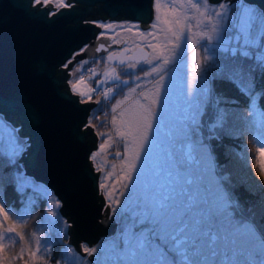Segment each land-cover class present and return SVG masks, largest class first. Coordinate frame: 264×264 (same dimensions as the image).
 Listing matches in <instances>:
<instances>
[{
	"label": "snow or ice",
	"instance_id": "6c2138e0",
	"mask_svg": "<svg viewBox=\"0 0 264 264\" xmlns=\"http://www.w3.org/2000/svg\"><path fill=\"white\" fill-rule=\"evenodd\" d=\"M49 2L50 0H26L21 6L23 14L29 17L35 16ZM64 6L72 7L73 5H65L64 0L57 5V7ZM172 6L175 11L174 0ZM189 6L211 25L210 30L194 32L192 24L187 22L193 18L188 16L181 18L179 15L164 22L168 26L160 29L162 35L153 31L140 30L139 23L122 22L115 25L129 32L136 30L145 38L147 46L152 49L151 58H143V63L149 65L150 69L140 67L139 71L145 78L153 77L147 82L154 85L155 98L148 103L142 118L133 115L128 121L129 131L132 126L138 125L135 135H139V128L143 129L135 159H141V152H144L145 156L150 154L152 145L149 141V133L153 132L152 120L159 121V125L163 121L168 161L173 159V149L176 151L186 149L184 156L190 162L194 159L193 151L199 153V157L196 161L195 179L189 178L183 184L181 183L182 173L176 164H172L171 168L176 169L175 173L170 169L167 170L166 183L159 184L165 192L163 195L157 193L152 203H142L138 199L133 200L129 197L125 199L123 207L118 208L116 205H120L121 201L115 196L116 181H113L111 187L107 183L112 173L102 178L97 177L100 181L98 189L104 192V210L109 213V219L115 220L117 216L131 213V223L125 221L122 232L115 237L107 249L115 259H109L106 264H177L171 258L172 255L181 256L187 260L189 254L200 255L202 249L207 247L215 256L218 244L223 249L232 251L233 264H235L236 255L250 257L255 253L264 257V232L258 233L261 239L257 243L254 219H235V208L229 199V197H235L237 201L239 200V197H236V188H244L250 196L255 195L247 187L249 179L255 181L248 167L247 147L244 146L242 151L238 152L236 149L239 145L225 144L226 140L242 142L245 132H250L258 145L257 160L261 161L260 168L264 173V0H260L259 3L255 0L247 3L245 0H196L194 3L189 0ZM156 7L158 10V0ZM201 7L204 11H201ZM133 12L136 21L143 19L142 10L133 8ZM43 14L54 16L56 13ZM93 23L103 28L105 32L114 27L112 23L100 24L95 21ZM158 23L157 16L156 22L152 23L150 28L156 29ZM200 23L201 21L197 20L196 26L199 27ZM230 30H235V35L226 38L224 33ZM105 32L100 33L98 39L104 36ZM153 40L156 42L153 43ZM200 41H206L201 45L204 56L200 67H193L192 78L185 82L180 96L175 99L168 96L166 103V94L169 93L170 84L175 80L177 65L186 59L189 47L195 50L196 57L199 56L200 49L197 45ZM113 43L118 44L120 41H113ZM110 46L100 44L96 47V51L107 52ZM88 47L85 45L59 65L61 71L66 74L64 83L67 91L64 95L68 99L75 97L73 102L78 104H87L92 101V92L99 91L109 80L115 85L117 92L130 86L129 80L121 79V75L116 74L115 69H112L111 75L105 72L103 80H95V88L82 87L86 84L84 75L73 80L74 72L78 71L77 65L83 67L89 64L87 59L76 60V57L86 52ZM114 57L115 53H108L107 59L112 60ZM126 59L129 61L127 64L129 70L123 75L133 78L131 83L135 84V87L130 90L135 93L137 88L143 86L141 76L133 71L141 61L133 62L131 57ZM156 61L158 63H155ZM124 62L122 59L119 60L121 64ZM89 71L94 78L95 69L89 66ZM35 72L38 76H43L47 68L43 64H37ZM217 83L234 87L245 97L249 111L245 113L239 109L236 106L238 102L234 98L217 89ZM161 89H164L163 97ZM113 92V86L107 87L104 92L105 98L107 99ZM137 95L145 100L148 99L144 92ZM125 99L128 97L126 96ZM121 103L119 100L116 101L117 106ZM136 103L139 104V100ZM155 105L159 106V112L155 110ZM116 110V107L112 108L113 113ZM17 113L20 116L19 121L12 118ZM119 116L123 118L125 112L121 111ZM93 119V116H89L77 125V132L87 133L90 129L95 130L97 125L93 123ZM42 120L43 114L33 103L29 94L21 91L6 93L3 88H0V213H3L5 220L11 212L18 221H24L26 215L34 211L33 206L38 200H43L57 210L63 207V201L47 185L36 181L28 174L24 163L36 146V139L28 129L39 128ZM116 123L117 115H113L112 124L115 126ZM58 127L59 122L51 119L48 132L55 135ZM98 135L103 136L104 133H98ZM117 135L124 142L125 152H127L129 145L133 144L132 140L127 139L128 132H118ZM154 135H157V131ZM110 139L111 137H108L99 145V148L105 149ZM145 145L148 146L147 149ZM217 147L224 149L223 155L226 160L235 157L237 161H240L242 166L248 169L247 173L240 174L237 180L233 181L230 172H218V169L225 168L226 165L219 164ZM97 155L96 151L90 152L88 162L91 163ZM115 156L119 157L120 152L117 151ZM147 163L148 161L145 162V166ZM9 168L11 171H8ZM135 170L136 164L133 162L131 171ZM92 171L100 172L102 169L97 168ZM159 174L160 169H157L155 175L159 176ZM137 175L141 176L142 172H138ZM125 179L138 183L133 181L131 172L126 177L123 175L118 177V180ZM206 180H209V183H206ZM255 182L259 184V181ZM9 186L16 193L22 205L21 210H16L15 202H13L9 205L8 212L4 211L5 204L9 203L4 193ZM123 187L127 189V183L123 184ZM120 195L124 193L121 192ZM218 198L223 199L226 204L222 214L216 207ZM261 211H264V202L261 204ZM50 215L57 217V236L60 237L62 233V240H70L72 223L59 211ZM213 228L218 229V234H213ZM13 232V228H8L6 233L0 234V240L10 239L9 234ZM48 247L47 239H45L42 242L41 254H46ZM68 247L71 248V245ZM80 249L82 253L88 255L97 253V248L89 247L87 241L81 242ZM93 264H100V262L94 261ZM246 264L249 262L246 261ZM261 264H264V260Z\"/></svg>",
	"mask_w": 264,
	"mask_h": 264
},
{
	"label": "water",
	"instance_id": "95a60500",
	"mask_svg": "<svg viewBox=\"0 0 264 264\" xmlns=\"http://www.w3.org/2000/svg\"><path fill=\"white\" fill-rule=\"evenodd\" d=\"M64 1H71L73 6L60 7L54 16H45L43 13L54 9L49 3L29 17L21 7L26 0H0V88L6 93L26 92L41 110L43 120L39 128L28 129L36 146L25 159V167L30 176L47 185L63 201L58 211L72 223L67 243L85 257L81 242L87 241L92 247L100 237L113 235L115 222L107 219L101 190L98 193V172L92 171L87 159L96 147V134L91 129L87 133L77 132V125L88 117L96 102L78 104L73 102L75 97L68 99L64 95L66 74L59 65L82 45H88V50L76 60L94 58L104 52H97L96 47L113 38L102 36L95 40L99 26L84 20L126 19L146 28L152 19L153 0ZM133 8L143 11L142 20L136 21ZM124 43L123 40L121 44ZM120 45L112 43L110 47ZM37 64L46 66L43 76L35 72ZM12 118L19 121L20 116L17 113ZM51 119L59 122L55 135L48 132Z\"/></svg>",
	"mask_w": 264,
	"mask_h": 264
},
{
	"label": "flooded vegetation",
	"instance_id": "af4514ba",
	"mask_svg": "<svg viewBox=\"0 0 264 264\" xmlns=\"http://www.w3.org/2000/svg\"><path fill=\"white\" fill-rule=\"evenodd\" d=\"M64 4L70 5L71 2L65 3L64 1ZM58 8L60 7H54V9L50 10L49 12H54ZM84 21L90 22L92 24H94L93 22L95 21V22H99L100 24L112 23L114 25L113 29L110 31L105 32L103 28L99 27V30L95 32V36H94L95 40L102 32H105L104 36L106 37H113L108 42H106L105 45H111L113 41H120V43L118 44L114 43L116 45H120L123 40L125 41L124 44H121L118 47L112 46L107 49V52L104 51L102 54H99L94 58L87 59L93 61L90 62L91 68H93V66L98 67V69H100L104 73L107 72L110 75L112 74V69H115L116 74L123 75L125 71L129 70L127 68V64L129 61L126 58L131 57L133 62H135L136 60L141 61V63L133 71H136L141 76L142 78L141 83L143 85L141 88H137L136 92L134 93L130 90L131 88L135 87V84L131 83L133 78L127 76H121V79L129 80L130 87H125L119 92H117L115 85H113L112 82H110L108 86H105L104 88H101L99 90L101 92L100 96L97 97L92 96V101L96 102V104L93 105V107L96 109L101 108L100 113H103L102 115L99 113L97 117L99 120L98 122L103 121L102 117L105 116L107 112H111L112 116L117 115V123L115 126L112 124L113 134H114L113 140L111 133L109 131L107 133L103 132L104 133L103 136L96 135L97 138L96 147L92 151L98 152V155L91 162V166L93 169H97V168L102 169V171L98 172L97 177L99 176L102 178L104 175L108 173H112V176L109 178L107 183L109 187H111L113 181H116L115 196L116 198H119V200L121 201V204L116 205V207L118 208L123 207L125 199L129 197L133 200L138 199L142 203L143 202L152 203L153 197L157 196V193L163 195L165 192V189L160 188L159 184L166 183L167 170L170 169L173 171V173H175L176 169H172L171 165L176 164L178 166L180 172L182 173L181 183L183 184L184 181L189 178L195 179L194 173L197 169L196 161L198 160L199 156L195 151H193L192 155L194 159L193 161L190 162L184 156V151H186V149H182L180 151H176L175 149H173L174 151L173 159L171 161H168L167 153H166L167 138L164 131L163 121H161L159 125V121L152 120L153 132L149 133V141L152 145L150 149V154L149 156H145V153L141 152L140 153L141 159L140 160L135 159L136 152L139 150L140 138L143 135V129L139 128V135H135L138 131V125L132 126L131 131H129L128 121L130 118L133 117V115H135L138 118H142L148 103L155 98L154 91H144L148 86L151 85V83L146 82V80L150 81L153 79V77L145 78L144 74L139 71L140 67H144L146 70L150 69L149 65L143 63L144 57L151 58L150 52L142 44L135 43L131 38V36L129 35L130 32L127 31L125 28H120L115 26L119 23L128 22L130 20H126V19L108 20L107 18L101 20L100 18H97V19H87ZM94 25L97 26L96 24ZM148 25L149 26L146 28L150 27L151 22H149ZM146 28H141V29H146ZM137 45L140 46L138 47ZM84 46L85 45H82L78 50H80ZM78 50H75L73 53H75ZM108 53H115V57L112 60L116 61V63L110 62L107 59ZM121 59L125 61L124 64L118 63L119 60ZM83 60H79V61H83ZM155 63H158V61H156ZM197 66H198L197 63L193 60H191L189 63L186 60H182L180 64L177 65L175 69V75H176L175 80L172 84H170L169 93L166 94V103L168 102L167 99L168 96H172L173 99L178 98L180 96V93L185 85V82L191 80L192 78L193 67H197ZM87 71L89 72V67L83 69L81 72L84 73ZM180 74H182V77L178 78V75ZM102 75L104 76L103 73ZM100 78L102 77L99 76L98 78H95V80H99ZM95 80L92 84V87L94 88L96 87ZM109 86H113L114 92L110 93L108 98L106 99L104 96V92L106 88ZM140 92H144V94L148 97V99L145 100L142 97H139L137 93ZM164 94H165L164 89H161V96L163 97ZM126 96L128 97V99H125ZM117 100L122 102L119 106H117L116 104ZM137 100H139V104L136 103ZM97 101H99V103H97ZM141 105H143V107H141ZM113 107H116L117 109L115 113L112 112ZM154 108L157 112H159L158 105H155ZM121 111L125 112V116L123 118L119 116V113ZM149 119L151 118L149 117ZM156 131H157V135L155 136L154 133ZM118 132H128L127 139L133 141V144L129 145L127 152H125L124 142L117 135ZM108 137H111L110 140H112L114 145H116L115 153L117 151L120 152V156L119 157L116 156L115 161L111 160L107 152H103V150L99 148V145L101 143H104L105 140L108 139ZM99 138H102L101 142H99ZM117 142L121 144L118 145ZM108 144H110L109 140H108ZM145 148L147 149L148 146L145 145ZM146 161H148V163L145 166ZM133 162H135L136 164L135 171H131V164ZM157 169H160L159 176L155 175ZM129 172H131L133 181H138V183H133L132 181H128L127 179L118 180L119 176L123 175L126 177ZM138 172H142V175L138 176L137 175ZM209 180H206L205 182L209 183ZM153 181H156V183H153ZM99 182L100 181L97 179V185L99 184ZM125 183H127L128 185L127 189L123 187V184ZM187 187L191 188V186H187ZM121 192H123L124 195H120ZM98 193H100L99 189H98ZM101 196L103 199V208H104L105 196L103 190H101ZM136 210L138 211L139 209L137 208ZM234 218L237 219L236 217ZM107 219H109V213L107 214ZM125 221H127V223H131V213H124L121 216H117L116 219L113 220V222H115L114 234L108 237H100L97 243L92 247L97 248L105 243L111 244L112 241L115 239V237L122 232ZM212 232L213 234H218V229L213 228ZM104 255L107 256V254L105 253ZM108 258L115 259V257L111 256V254H109ZM171 258L175 260L177 264H233L232 251L230 249L229 250L223 249L222 247H220L219 244L217 245V254L215 256L211 254V249L205 247L202 249L200 255L192 256L191 254H189L187 260H185L184 257L176 256V255H172ZM83 259L85 260V262L86 260L89 261L90 264H93V261H99L100 264H103V260H102L103 257L99 253L98 249H97V253L92 255L87 254ZM234 260H235V264H246V261L249 262V264H261V261L263 259L262 256L254 253L250 257L245 255H236L234 257Z\"/></svg>",
	"mask_w": 264,
	"mask_h": 264
},
{
	"label": "trees",
	"instance_id": "16d2710c",
	"mask_svg": "<svg viewBox=\"0 0 264 264\" xmlns=\"http://www.w3.org/2000/svg\"><path fill=\"white\" fill-rule=\"evenodd\" d=\"M232 31L234 30L227 31L225 33L228 34V32ZM217 55L220 54L217 53ZM217 89L224 91L227 96L234 98L238 102L236 106L239 109H241L245 113L249 111V107L246 103L245 97L242 96L234 87H232L231 85H222L217 83ZM100 110L101 108L96 109L92 107V109L89 111L88 117H95L100 113ZM102 120L103 121L98 122L95 118L93 119V123L97 125V128L94 130V132L96 133V135H98V133H107L109 131L113 140L114 134L112 126V113L107 112V114L102 117ZM101 139L102 138H99V142H101ZM112 140H109L110 147L108 148V150L114 153V155H110V158L112 161H115L116 145H114ZM225 144L239 145V147L236 149L238 152L242 151L244 146L247 147L249 154L248 167L250 168L251 176L255 177V181H259V184H257L255 181H252L251 179H249L248 181L247 187H249L250 190L255 193V195L250 196L244 188H236V197H239V200L237 201L235 197H229L235 208V217L239 220H248L250 218L254 219V228L257 230V233L264 232V211H261V204L262 202H264V189H262V186H264V173L261 172V161L257 160L258 145L255 143L254 137L250 132H245L242 142L239 140H226ZM216 151L219 156V164L226 165L225 168L218 169V172H230L232 174L233 181H236L237 177L240 174L247 173L248 169H245L242 166L241 162L237 161L235 157H231L227 160L225 159L223 155L224 149L222 147H217ZM8 171H11V169L9 168ZM4 196L9 202L4 206L5 212H8L9 205L13 202H15L16 210L22 209V205L19 203L18 197L11 186L7 188ZM33 207L34 211H30L22 222L18 221L15 215H13L11 212H9L7 220L4 219L3 213H0V230H4L7 226H10L13 227L20 235L19 239L2 248L4 260H9L13 255L24 251V249H31V246L33 244V233L35 231H38V227L39 231H42L47 204L43 200H38ZM63 246V242L59 239L53 238L50 241L49 255L47 257L49 264H57L62 261ZM15 261V264H19V259H16ZM86 264H90V262L86 260Z\"/></svg>",
	"mask_w": 264,
	"mask_h": 264
},
{
	"label": "rangeland",
	"instance_id": "374dc122",
	"mask_svg": "<svg viewBox=\"0 0 264 264\" xmlns=\"http://www.w3.org/2000/svg\"><path fill=\"white\" fill-rule=\"evenodd\" d=\"M174 2L176 5L175 11L173 10V6H172L173 0H158L159 9L157 10V7H156L157 0H153L152 1V8H153L152 20L150 22H151V24L156 22V18L158 16L159 17V23L157 24V28L151 29L149 27L146 29H141V28H139V29L142 31H153L154 33H156L158 35H162V33H160V29L168 26L164 22L171 20L176 15H179V16H181V18H183L184 16H188V17L193 18L187 22L192 24V26H193L192 30L194 32L210 30L211 25L208 24L204 18H201L195 10L191 9V7L189 6V0H174ZM191 2L194 3V2H196V0H191ZM49 3L52 6L57 7V5H59L61 3V0H50ZM201 11H204L203 7H201ZM209 11H211V9H209ZM197 20L201 21L199 27L196 26ZM128 22L138 23V22L131 21V20ZM129 35L131 36V38L133 39V41L135 43L142 44L143 46H145L148 49L150 54L152 53V49L147 46V42H146L145 38L140 36L136 30H133L132 32H130ZM224 35L226 38L230 35H235V30L232 32H228V34L224 33ZM149 39H151V38H149ZM152 42L155 43L156 41L153 40ZM205 43H206V41H200V44L197 45V47H199V49H200V54L198 57L195 56V50H193L191 47H189V49L186 53V59H183V60L188 61V63L191 60H193L197 63V65H198L197 67H200L201 62L203 61V56H204L203 47H201V45H203ZM88 61H89V64L83 65V67H81L80 65L77 66L78 71L74 72L73 77H72L73 80H76L79 78L80 75H84L86 84L82 85V87L85 89L87 87H92V84H93L95 78H98L99 76H101L102 78H100L99 80L104 79V76L102 75V73L104 74V72L95 66H93V68L95 69V73H96L94 78L92 77L90 71L89 72L87 71L84 73L81 72L83 69L91 66L90 62H93V61H90V60H88ZM181 77H182V74L178 75V78H181ZM147 81H149V80H146V82ZM110 82H112V81L109 80L108 83L103 85L101 88L108 86V84ZM92 88H94V87H92ZM144 91H154V85L151 84ZM100 95H101L100 91H93L92 92L93 97H95V96L97 97ZM100 114L102 115L103 113H100ZM98 115H96L94 117L96 119V121H99L97 118ZM117 144L120 145L121 143L117 142ZM109 147H110V144H108V146L105 149H102L103 152H107L109 156L114 155L113 152H111L107 149ZM197 154L199 156V153H197ZM49 199L51 200L52 198L50 197ZM216 207L219 209V211L222 214L226 208L225 201L223 199L218 198L216 200ZM57 211L58 210L54 206H50L49 204H47V210L45 212V215H44L45 218H44L43 225H42L43 229H42V231H39V227H38V231H35L33 233V244L31 246V249H24V251L13 255L9 260H4L2 248L6 245H9L11 242L19 239L20 235L16 232V230L13 227H10V226H7L4 230H0V234H3V233H6L8 228L14 229V232L9 234V236L11 237L10 239L0 240V264H15L16 259H19V262H18L19 264H49L47 257L49 255L50 241L53 238L59 239L64 244V246L62 248V261L60 263H57V264H86L85 260H83L84 257H82L79 253H77L71 244H69V243H67V241H64L61 239L62 235H63L62 233H61L60 237L57 236V234H56L57 233V227H58V225L56 223L57 217L50 215V213H55ZM228 211H232V209H228ZM45 239H47L49 247L47 249L46 254H41L42 253V242ZM260 239L261 238L257 233L256 234L257 243H259ZM68 245H71V248H69ZM109 245H110V243H105V244L101 245L103 247H101V246L97 247L99 253L103 257V259H102L103 264H106V261H108L110 259V258H108V256L111 253L107 250ZM104 253L107 254V256H105ZM262 259L264 260V257H262Z\"/></svg>",
	"mask_w": 264,
	"mask_h": 264
},
{
	"label": "built area",
	"instance_id": "2783aa9c",
	"mask_svg": "<svg viewBox=\"0 0 264 264\" xmlns=\"http://www.w3.org/2000/svg\"><path fill=\"white\" fill-rule=\"evenodd\" d=\"M101 93V92H100Z\"/></svg>",
	"mask_w": 264,
	"mask_h": 264
}]
</instances>
